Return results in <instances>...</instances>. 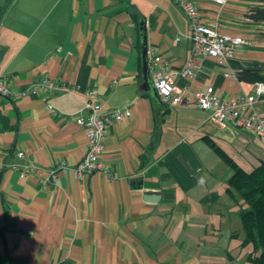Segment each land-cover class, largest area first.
<instances>
[{"label":"crops","instance_id":"crops-1","mask_svg":"<svg viewBox=\"0 0 264 264\" xmlns=\"http://www.w3.org/2000/svg\"><path fill=\"white\" fill-rule=\"evenodd\" d=\"M226 1L195 0L207 23L248 44L226 67L208 59L179 82L214 87L225 100L253 95L260 84L226 78V71L264 73V22L247 18L257 4ZM143 22L149 63L160 56L181 69L191 25L175 0H15L8 10L0 75L15 95H0V264H241L234 255L249 206L227 193L232 170L206 139L248 171L264 161V146L195 105L168 108L142 90ZM45 76L62 88L50 99L19 95ZM92 89L103 110L132 109L130 119L110 127L106 173L78 179L60 171L45 186L59 163L74 166L86 156L88 139L76 119L88 116ZM257 111L264 114V99ZM30 167L38 173L22 179Z\"/></svg>","mask_w":264,"mask_h":264},{"label":"built area","instance_id":"built-area-1","mask_svg":"<svg viewBox=\"0 0 264 264\" xmlns=\"http://www.w3.org/2000/svg\"><path fill=\"white\" fill-rule=\"evenodd\" d=\"M176 4L187 15L191 32L188 36L191 41V50L188 59L181 69H174L171 63L160 56L153 57L149 63V73L153 87L157 90L162 103L168 108L197 106L209 114L210 120L222 128L229 125L241 129L257 137L264 146V114L257 111V106L264 95V83H260L253 95H244L236 99H223L214 87H205L192 90L190 86L181 87L180 80H190L203 70L204 62L212 59L222 67H226L236 55V51L248 44L246 38L239 35L223 33L219 25L206 22L202 10L195 0H175ZM224 6L226 0H215ZM226 78L235 77L237 74L226 71ZM60 86L49 76L33 82L27 88L19 92L20 96L42 97L50 99L51 93L61 90ZM96 89L87 91L88 99L85 102V111L88 116H79L77 124L82 127L88 139L87 152L84 159L77 165L71 166L63 161L59 163L51 175L41 182L47 186L51 181H56L60 171L72 170L78 179L94 175L98 172L106 173L101 162L105 152L106 140L111 125L132 117V109L125 106L117 109L103 110L101 106L92 100L97 94ZM0 95L11 97L15 95L9 77L0 75ZM50 112L56 115V111L48 105ZM23 156V153L20 154ZM36 167H30L20 172V177L36 175Z\"/></svg>","mask_w":264,"mask_h":264},{"label":"trees","instance_id":"trees-1","mask_svg":"<svg viewBox=\"0 0 264 264\" xmlns=\"http://www.w3.org/2000/svg\"><path fill=\"white\" fill-rule=\"evenodd\" d=\"M248 1L257 5L250 7L247 18L254 22H264V0ZM14 2L15 0H0V26ZM134 19L138 21L139 16L134 14ZM237 79L240 82L249 84L264 83V73L247 69L237 73ZM262 99H264V95ZM206 141L218 157L232 170V174L227 180V193L230 196H239L249 206L248 209L243 210L240 214L245 234L243 246H252V251L247 259L252 264H264V161H261L257 167L248 171L239 166L214 141L211 139H206Z\"/></svg>","mask_w":264,"mask_h":264},{"label":"water","instance_id":"water-1","mask_svg":"<svg viewBox=\"0 0 264 264\" xmlns=\"http://www.w3.org/2000/svg\"><path fill=\"white\" fill-rule=\"evenodd\" d=\"M142 31L143 33V45H142V61H143V85L142 90L144 91H153L155 97L160 99L157 90L153 87V84L150 79V73H149V47H148V37H147V31H146V24L143 22L142 24ZM150 194V193H148Z\"/></svg>","mask_w":264,"mask_h":264},{"label":"rangeland","instance_id":"rangeland-1","mask_svg":"<svg viewBox=\"0 0 264 264\" xmlns=\"http://www.w3.org/2000/svg\"><path fill=\"white\" fill-rule=\"evenodd\" d=\"M242 236H243V240H242ZM244 239H245V234L241 223V246L239 252H236L234 256L241 264H252L251 261L247 259L248 258L247 256H249L248 254H250L252 251V246L251 245L243 246Z\"/></svg>","mask_w":264,"mask_h":264}]
</instances>
